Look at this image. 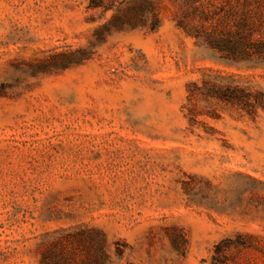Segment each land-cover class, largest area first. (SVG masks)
Segmentation results:
<instances>
[{
    "label": "rangeland",
    "instance_id": "1",
    "mask_svg": "<svg viewBox=\"0 0 264 264\" xmlns=\"http://www.w3.org/2000/svg\"><path fill=\"white\" fill-rule=\"evenodd\" d=\"M127 1L0 0V264H264V66Z\"/></svg>",
    "mask_w": 264,
    "mask_h": 264
},
{
    "label": "trees",
    "instance_id": "2",
    "mask_svg": "<svg viewBox=\"0 0 264 264\" xmlns=\"http://www.w3.org/2000/svg\"><path fill=\"white\" fill-rule=\"evenodd\" d=\"M179 14L177 26L194 38L199 47L211 50L226 65L264 66V0H173ZM95 0L94 9L102 7ZM117 25L157 29L155 0H128L117 8ZM228 100L245 101L249 93L230 87L214 88ZM55 264H63L62 260Z\"/></svg>",
    "mask_w": 264,
    "mask_h": 264
}]
</instances>
